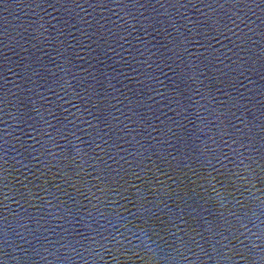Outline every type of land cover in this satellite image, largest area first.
<instances>
[{"label": "water", "instance_id": "obj_1", "mask_svg": "<svg viewBox=\"0 0 264 264\" xmlns=\"http://www.w3.org/2000/svg\"><path fill=\"white\" fill-rule=\"evenodd\" d=\"M0 264H264V0H0Z\"/></svg>", "mask_w": 264, "mask_h": 264}]
</instances>
